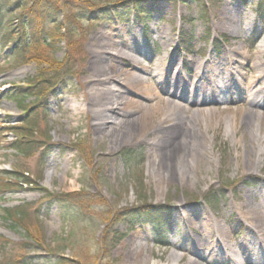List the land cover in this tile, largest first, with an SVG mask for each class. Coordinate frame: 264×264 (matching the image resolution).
<instances>
[{"label":"rangeland","instance_id":"rangeland-1","mask_svg":"<svg viewBox=\"0 0 264 264\" xmlns=\"http://www.w3.org/2000/svg\"><path fill=\"white\" fill-rule=\"evenodd\" d=\"M90 1L105 9L117 0ZM254 5L255 0L246 5L209 0L204 13L199 3L151 0L146 21L83 18L73 25L63 16L61 34L47 28L50 41L30 37L16 47L0 44V264H124L128 251L141 249L146 264H186L193 255L176 262L172 254L188 249V238H201L207 228L212 234L206 244L227 256L202 264H264L263 258L249 259L251 248H264V226L258 227L264 223V26ZM117 34L146 68L144 85L155 93L153 105L165 108L170 99L165 89L177 87L183 97L178 117L192 127L191 136L176 121L159 125L154 119L141 141L111 152L109 142L96 135L90 113L74 116L70 106L88 100L87 82ZM209 35L213 44L203 40ZM58 79L65 84L59 86ZM29 85L46 98L44 106L36 102L39 96L26 99L24 108L10 100L16 88ZM31 115L32 131L25 124ZM33 131L34 140L51 145L49 151L23 156L10 148L22 137L18 132ZM125 149L139 153L144 163L122 161ZM156 155L165 158L169 175L162 186L148 172ZM16 170L35 185L3 189L4 173ZM219 189L224 193L218 205L204 200ZM79 191L80 196L65 197ZM50 193L60 199L46 204L44 194ZM146 204L170 205L166 236L155 235L150 226L130 233L122 223L110 226L118 211ZM19 206L29 220L23 226L7 218ZM115 230L125 240L112 247L105 240ZM30 236L35 239L27 246Z\"/></svg>","mask_w":264,"mask_h":264},{"label":"trees","instance_id":"trees-1","mask_svg":"<svg viewBox=\"0 0 264 264\" xmlns=\"http://www.w3.org/2000/svg\"><path fill=\"white\" fill-rule=\"evenodd\" d=\"M150 1L151 0H117L116 3H113L112 7H105V13V9H102L100 5H97L90 0H1L0 44L1 46H5L11 45L13 43V45H15L16 47L21 44V41H23L24 43H29L32 38L39 42L50 41V35L48 34L47 28L54 27L59 30L61 34V31H64L66 27L64 26V23L60 21L63 16L66 21L73 25L78 22H82L83 18H86L89 21H93L92 19L95 18L100 21L118 20L121 23L130 22L133 18L138 17L142 20H148L152 16V12L148 10L150 8ZM205 1L209 0H173L174 4L181 2L186 4L199 3L201 9L203 8V12L206 13L207 9L205 8ZM214 1L217 0H210V2ZM155 3L156 0H153V4ZM243 3L246 5L248 3V0H243ZM254 6V14L256 15V17H258L259 21L264 26V0H255ZM17 12H20V15L18 16L19 18L17 16L16 18L14 17V14H17ZM74 32L72 33V31L69 29V33L74 34ZM64 35H66V33ZM64 35H61L62 38L65 37ZM23 38L24 40H22ZM203 40L208 44L212 41V37L211 35L207 37L205 36ZM37 41H35L36 44ZM190 43H192L190 39L188 40V42H185L188 47H190ZM11 49L12 51H16L14 47H12ZM58 68V70L62 69L59 66ZM62 74H64V71H61L59 76H61ZM58 80L59 86L65 84V79ZM34 85H29L28 87L23 89L16 88L14 91V95L12 98H10V100H15L18 105L24 108L26 99L39 96L35 91L37 87H34ZM52 92V94H56L55 91ZM39 97V99H36V102L44 106L47 103L46 98L42 99L41 96ZM37 110L39 109L36 108L35 111ZM37 117L38 116L36 115V118ZM34 122L35 117L33 115L29 116L25 120V124L30 126L29 130L31 131L33 130L32 128ZM18 133L19 135H22V137L11 142L9 146L15 152H18L23 156H35L37 155V153L41 152L43 148H47V151L52 148L51 145L45 146L39 141L34 140L33 133H35V131L32 132V135H28L23 132ZM120 157L122 161L126 162L130 166L134 164L141 165L144 163V161L140 158L141 155H139V153L134 150L132 151L125 149L120 154ZM4 175L3 189H11L10 187L14 186H19L21 188L25 186L33 187V185H35V181H33V179L29 178L25 174L23 175V173H19V171L17 170L10 172L6 171ZM223 193L224 190L222 189H219L218 192L210 191V193L205 196V201L210 203L212 202V204L216 206L219 204V199ZM44 195H46V204L51 203L52 200L60 199L56 193ZM80 195L81 191L71 192L66 194L65 197L71 198ZM171 211L172 209L169 204L168 206L157 207L146 204L144 206H136V208H125V210H120L115 214V217L112 219L113 221L111 222L110 226H115L119 223H122L123 225L128 226L129 233L135 232L138 226H150L155 235L166 236V234L169 232V228L172 225L170 224L172 219ZM7 218H9L10 221H13L18 226H23L27 221H29L27 220L28 218L25 214V209L22 206L8 210ZM30 224H32V222L27 223L28 226ZM33 238L34 236L29 237V242H27L26 244L27 246L33 245L29 244L30 239L33 240ZM107 238L108 239L105 241L107 243H113L112 247H116L125 240V237L122 236L118 232V230L109 233V235H107ZM37 246L41 247V244H37ZM17 256L22 257V255ZM14 263L20 264L19 262Z\"/></svg>","mask_w":264,"mask_h":264},{"label":"bare ground","instance_id":"bare-ground-1","mask_svg":"<svg viewBox=\"0 0 264 264\" xmlns=\"http://www.w3.org/2000/svg\"><path fill=\"white\" fill-rule=\"evenodd\" d=\"M110 41L111 43L107 44L106 53L102 54L104 58L100 67H95L97 75L87 82L88 100L84 104L70 106L74 116L78 117L90 113L93 116V129L96 135L99 139L103 138L109 142L111 152L123 144L141 141L143 136L152 130L154 119L159 125L167 121H176L187 127L186 130L191 136L193 134L191 133L192 127H188L186 122L178 117L180 110L178 101L183 97L177 91V87L165 89V93L170 97L165 108H162L160 104L153 105L156 99L155 93L144 85V75L147 74V70L136 62L133 55H130L131 44L124 41L119 34L111 36ZM160 73V71L157 73V77ZM163 88L160 90L162 91ZM195 95L193 93L192 98ZM253 100L255 102V99ZM187 145L188 138L186 137L184 148H187ZM165 161L162 155H156L149 162V176L159 186L167 183L169 179V175L164 169ZM177 177L179 180L187 179L184 174H177ZM263 226L264 223L258 225V227ZM211 234L207 228L201 238L197 240L188 238L186 246L189 248L181 253L172 254L175 261H181V259L188 257V254L193 256L186 264H202L215 257L220 260L224 255L227 256L224 253L225 250L220 253L219 250H211L206 244L205 241ZM139 239L141 240V238ZM139 239H136V242ZM251 249L249 259L256 257L264 259L263 247L257 252L254 251V247ZM192 250L194 251L192 252ZM145 251L146 249H141L138 252L135 250L128 251L123 257L124 264H146L148 259L145 257ZM241 263L242 261H236L234 264Z\"/></svg>","mask_w":264,"mask_h":264}]
</instances>
